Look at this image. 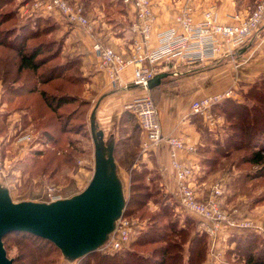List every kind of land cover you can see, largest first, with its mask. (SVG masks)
Instances as JSON below:
<instances>
[{
    "label": "rangeland",
    "instance_id": "rangeland-1",
    "mask_svg": "<svg viewBox=\"0 0 264 264\" xmlns=\"http://www.w3.org/2000/svg\"><path fill=\"white\" fill-rule=\"evenodd\" d=\"M6 1L0 2V15L8 11L11 16L0 23L1 30L13 26L19 27L28 19H32L31 26L35 27L36 17H41V20L37 22L39 28L50 29L30 37L26 42L29 45L27 49L38 43L45 44L44 47L49 48L44 49L37 56V59L42 60V64L35 71L27 68L18 70V50L8 45H0V151L2 155L0 184L10 188L15 201L50 200L54 196H70L87 185L94 168L90 114L101 93H94L88 82L89 68L83 60V56L88 55V51L84 47L82 49L75 47L76 45L81 47L80 41H83L84 36L89 33L85 28L69 22L60 13L44 11L36 5L39 0ZM67 1L73 5H82L91 22L95 21L102 25L105 20L113 23L117 21L114 13L119 8L118 0ZM255 2L256 0H238L242 6H252ZM111 6L117 8H111ZM45 20H47L46 23ZM76 28L81 32H75ZM71 31L72 36L76 37L68 40ZM20 42L18 39L9 41L11 45H15L14 47H18ZM61 64L64 65L63 68H60ZM50 72L55 76L47 81L45 76ZM250 84V82L238 83L232 93L225 94L215 103L216 105L214 104L215 106H212L214 123H209L208 119L200 114L194 118L205 141V145H200V149L202 148L204 156L212 158L210 165L205 166L207 171H212V175L204 185L207 191L199 196L201 199L209 198L214 185L219 184L222 189L219 195L222 206L225 210L232 212V217L236 221L231 229L224 230L223 235L218 234V242L214 248L220 253L218 256L211 253V236L209 235V245L201 264H254L248 261L249 250L246 249V245L250 241L254 255H264V166L262 168L263 164L246 160L251 148L233 149L228 155H215L214 152L216 145L223 144L225 138L234 131L229 123L233 121V118L228 119L225 114L226 109H231V104L226 98L250 101V98L246 97V93L254 88ZM42 89L50 95H66L69 100L61 106H54L55 110H53L41 95ZM126 110L122 122L114 125V129H109L106 137L116 136L121 139L116 149V158L118 170L124 182L125 194L129 197L130 168L135 162H139L142 153L135 145L139 142L137 137L132 145H127V142L124 144V141L128 139L127 133L136 134L141 128L135 112L128 107ZM110 131L116 134L111 135ZM233 133L235 138L236 132ZM24 134L29 135L18 140V136ZM197 148L199 151V147ZM159 197L162 198V194L152 196L149 201L136 209L137 212L128 217L136 221V228L147 229L149 225L155 223L162 225L168 217H171L170 219L179 220L180 225H186V219L189 220L191 231H204L199 219L181 206L177 198L171 199L170 210L164 218L156 214ZM134 200H138L136 196ZM134 233L132 236L135 235ZM237 241L241 243L239 248ZM27 243L28 241L19 235L10 233L6 236L4 245L10 257L21 256L23 249L29 254L27 256L29 263L37 264L36 258L29 252L31 245L25 246ZM161 243L163 241L144 246L134 245L133 248L144 256L161 257L162 252L158 248ZM185 248L184 261H187V244ZM100 250L103 251L99 248L98 251ZM47 254L44 264H64V257L58 251L50 250ZM25 261L27 263L26 259ZM83 261L86 264H98V256L93 255ZM20 262L21 259L18 260V263ZM142 263L154 264L153 260Z\"/></svg>",
    "mask_w": 264,
    "mask_h": 264
},
{
    "label": "built area",
    "instance_id": "built-area-1",
    "mask_svg": "<svg viewBox=\"0 0 264 264\" xmlns=\"http://www.w3.org/2000/svg\"><path fill=\"white\" fill-rule=\"evenodd\" d=\"M135 11V18L130 28L134 32L129 54L117 50L101 40L95 39L92 51L99 65L107 71L112 79L119 80L125 68L133 67L132 82L145 89L149 80L160 70L172 69L175 75L184 65H195L218 60L234 58L240 47L245 45L264 21V0H256L255 6L246 16L236 22H222L218 19L214 5L203 11V18L195 20L193 16L194 1L183 0L180 11L175 16V23L156 31V44L149 48L150 35L155 25L156 15L151 0H121ZM44 11H54L63 15L69 22L91 29V21L82 5H73L67 0H39L36 2ZM158 65L159 68L156 67ZM162 72V71H161ZM230 93L227 91L225 94ZM225 94H209L192 102L193 113L202 115L209 123H214L212 106ZM138 117L145 133L144 149L157 147L163 141L169 143L171 165L174 168L176 188L174 193L178 202L199 219L202 230L211 236V253L218 256L215 248L218 234L231 229L236 224L232 212L225 210L219 195L221 186L215 184L211 196L201 199L192 186L190 177L194 172L193 159L180 157V150L196 151L194 144L188 143L178 135H165L159 118L158 106L150 94L136 97L127 105ZM24 134L18 136L22 140ZM2 155L0 151V165ZM54 196L50 200L61 198ZM47 200V201H50ZM237 211V210H234ZM136 221L122 215L110 233L106 242L100 247L113 251L125 247L136 231ZM64 264H81L79 259L68 260Z\"/></svg>",
    "mask_w": 264,
    "mask_h": 264
},
{
    "label": "crops",
    "instance_id": "crops-1",
    "mask_svg": "<svg viewBox=\"0 0 264 264\" xmlns=\"http://www.w3.org/2000/svg\"><path fill=\"white\" fill-rule=\"evenodd\" d=\"M119 8L114 13L116 23L106 21L99 25L95 21L91 22V29L87 30L81 47L77 49L88 51V55L83 56L87 68H89V84L94 93H101L96 100L99 101L96 119L99 126L105 132L122 122V112L127 105L136 97L150 94L157 103L159 118L162 130L165 135H178L183 137L188 143L196 146L195 152L180 150V157L193 159L194 172L190 177L191 184L200 195L207 191L205 184L212 171H207L206 167L200 163L203 157L202 148L205 141L201 130L192 111V102L209 94H225L227 91L232 93L238 83L253 82L264 74V21L253 37L242 47L239 48L236 57L220 58L215 61L178 68L175 75L172 69L160 70L167 71L169 74L162 79V82L150 89H145L132 82L133 67L129 66L120 73L119 80H113L107 71L99 65L96 55L92 51V43L95 39L113 46L124 54H129L132 47L134 32L131 30V21L135 18V11L130 5L122 4L118 0ZM156 15V21L150 35L149 48L156 44V31L168 27L175 23V16L180 11L183 0H151ZM214 5L218 19L222 22H236L239 18L246 16L252 11L255 5H240L238 0H195L193 16L195 20L203 18V11ZM75 32L80 29H74ZM78 38L81 36L77 35ZM72 31L68 40H72ZM81 40V39H80ZM71 42V41H68ZM83 52V51H79ZM95 61V62H92ZM157 68L158 65H156ZM170 78V79H168ZM95 103V104H96ZM114 129V128H113ZM109 133H114L110 131ZM138 138L140 142L145 140V133L139 130L137 134L127 133V144H133ZM115 142H116V136ZM142 155L139 162L145 163L152 170L162 172V183L166 189L176 188L175 172L171 165V155L169 143L163 141L153 149H140ZM140 154V153H139ZM198 218V217H197Z\"/></svg>",
    "mask_w": 264,
    "mask_h": 264
},
{
    "label": "trees",
    "instance_id": "trees-1",
    "mask_svg": "<svg viewBox=\"0 0 264 264\" xmlns=\"http://www.w3.org/2000/svg\"><path fill=\"white\" fill-rule=\"evenodd\" d=\"M1 3L7 2L6 0L1 1ZM124 5V3L121 1ZM127 5V4H126ZM11 13L5 12L3 15H0V23L7 20V17H10ZM41 20V17H36V25L35 27L31 26L32 19H28V21L22 23L19 27H10L7 29H0V45H8L15 50H18V70L27 68L32 70H37L41 64L42 60L37 59L38 55L42 53L44 49H49L45 44L38 43L37 45L31 46V48L27 49L26 42L27 40L39 33H43L50 28L40 27L39 28L37 22ZM45 23L47 20L44 21ZM50 24V23H49ZM46 25L47 27L49 26ZM18 39L21 42L18 47H14L15 45H11L9 43L10 40ZM43 45V46H42ZM49 46V45H48ZM26 48V49H25ZM60 68H63L64 65H59ZM52 72V70H51ZM51 72L45 76V80L52 79L55 75L51 74ZM254 87L248 93H246V97L250 101L245 99L244 101H239L232 97H227L226 100L231 104V109H226L225 114L228 119H232L233 121H229L231 124V129L234 130L235 138H233V132L224 140V145L220 144L216 145L214 152L215 155H228L233 149H241V148H251V151L247 155V161L255 163V164H263L264 166V74L257 78L255 81L250 84ZM251 87V88H252ZM44 100L47 104L55 110L56 106H61L63 103L67 102L69 99L66 95H50L47 94L45 89L40 91ZM216 105V104H215ZM214 105V106H215ZM55 106V107H54ZM221 106V105H220ZM127 110L122 112V118L125 115ZM197 114H195L194 118ZM202 116V115H201ZM140 125V124H139ZM141 127V126H140ZM236 128V129H235ZM143 130L140 128V131ZM137 131V130H136ZM138 131L136 132V134ZM50 136V134H48ZM112 135V134H111ZM51 137V136H50ZM110 138V137H109ZM118 137L115 142V150L114 155L116 158V149L120 143ZM125 144V141H124ZM129 145V144H127ZM132 145V144H130ZM140 149L142 148V142H137L135 144ZM152 147L150 149H153ZM200 148V146H199ZM198 150V149H197ZM136 155V154H135ZM212 162V158H208L207 156L201 157L200 163L204 166L210 165ZM118 164V161H117ZM260 168V170H262ZM264 169V168H263ZM153 171V172H152ZM150 170L145 163L135 162L134 165L130 168V189L131 193L129 197H127L126 206L124 209L123 215L130 217L133 213L137 212V208L141 207L147 201H149L152 196H156L158 193L162 194V198L159 197L158 202V214L163 217L168 214L170 210L169 204L172 202V198H176L174 190L166 189L164 184L162 183L161 177L162 172L160 170ZM264 171V170H263ZM119 172V170H118ZM153 173V174H152ZM120 174V173H119ZM148 175V176H147ZM148 178V180L146 179ZM160 182V183H158ZM137 197L138 200H134V197ZM139 196V197H138ZM140 198V199H139ZM136 204V205H134ZM133 206V207H131ZM168 217L166 221L163 222L162 225L152 224L149 225L147 229L137 228L135 235L131 237L128 244L120 249H116L113 251H105V250H94L86 255L79 258L81 264H86L83 260L85 258L92 257L93 255L98 256V264H143V261L153 260L154 264H201L206 255V249L209 245V235L205 231H196L190 228V221L186 219V225H180L179 220L170 219ZM13 233L15 235H19L23 239L27 240L28 244L31 245L30 253L34 255L37 260V264L46 263L45 256L48 255L50 250L58 251L62 254L61 250L53 243L52 241L35 235L33 233L27 231H12L7 233ZM176 238V239H175ZM180 239V240H177ZM157 241H163L159 245V249L162 252L161 257L155 256L151 257L144 256L141 253H138L133 248L134 245L144 246L149 243H156ZM238 242V241H237ZM187 244V261H184V253L186 251ZM241 243H237L238 248ZM246 249L249 250V262H253L254 264H264V255L258 254L254 255L253 253V245L250 242L247 243ZM177 249V250H174ZM32 251V252H31ZM173 252V253H172ZM28 252L22 249V255L14 258L15 264H30L27 256ZM21 259V262L18 263V260ZM27 260V263L25 261ZM48 263V261H47Z\"/></svg>",
    "mask_w": 264,
    "mask_h": 264
},
{
    "label": "water",
    "instance_id": "water-1",
    "mask_svg": "<svg viewBox=\"0 0 264 264\" xmlns=\"http://www.w3.org/2000/svg\"><path fill=\"white\" fill-rule=\"evenodd\" d=\"M169 74L157 72L148 82L152 88ZM99 101L90 114L94 143V168L87 185L70 196L54 200L15 201L10 188L0 184V264H15L3 237L12 231H27L44 237L68 260L79 259L99 249L115 229L127 202L124 182L115 159V138H105L96 119Z\"/></svg>",
    "mask_w": 264,
    "mask_h": 264
}]
</instances>
